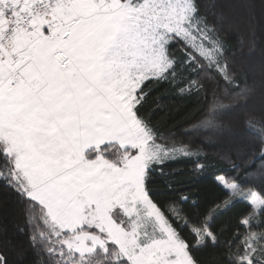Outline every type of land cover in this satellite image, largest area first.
Masks as SVG:
<instances>
[{
	"label": "snow or ice",
	"instance_id": "snow-or-ice-1",
	"mask_svg": "<svg viewBox=\"0 0 264 264\" xmlns=\"http://www.w3.org/2000/svg\"><path fill=\"white\" fill-rule=\"evenodd\" d=\"M220 7L239 12L236 26L255 39L264 16L254 19V3ZM231 27L200 0H0V188L42 221L31 242L43 264H199L192 252L219 243L213 222L237 197L247 198L237 229H251L257 212L264 223V149L244 178L237 163L216 177L223 201L201 203L165 181L169 159L192 149L159 144L146 110L145 85L171 82L180 95L204 92L200 124L223 131L252 94L220 88L240 79ZM177 69L188 72L179 82ZM259 123L264 131V114ZM241 235L226 264H264V247H254L264 232Z\"/></svg>",
	"mask_w": 264,
	"mask_h": 264
},
{
	"label": "trees",
	"instance_id": "trees-1",
	"mask_svg": "<svg viewBox=\"0 0 264 264\" xmlns=\"http://www.w3.org/2000/svg\"><path fill=\"white\" fill-rule=\"evenodd\" d=\"M235 2L237 0H200L202 10L215 12L218 19L219 14L223 13L232 26L231 35L227 36L228 56L229 59L235 56L240 62L235 65L240 72V79L234 81L232 85L220 84L221 90L233 88L236 84H239L236 91L243 88L252 89L247 107L237 108L225 115L222 121L225 126L223 131L218 133L209 131L200 124L203 114L197 113L205 104L204 92L199 96L192 93L180 95L173 83L156 80L145 85V92L151 93L146 102V110L153 123L157 125L161 137L158 143L175 144L177 147L188 145L192 149L189 155L181 153L169 159L164 168V179L175 188L184 189L185 194L194 193L193 199H198L201 203L217 197L223 201L225 199L223 190L214 183L216 177L231 172L233 163H237L241 165L237 172L244 178L242 169L251 162L253 156L258 157L261 154L260 150L264 149V143L261 142L264 140V131H261L259 123L260 116L264 114V24L257 23L253 40L251 32L243 26H236L240 24V13L237 12L238 19L232 21L229 17L231 15L227 18L224 12L232 10L220 7ZM248 2L256 5L253 17L259 22L264 16L260 11L259 0ZM212 3L216 4L215 9L210 7ZM231 49H235V52L233 53ZM177 73V82L188 76V72L182 69H177ZM204 75L201 73L202 78ZM206 83L209 85L210 98V90L216 87V82L209 75ZM249 113L256 114L252 124L247 123ZM261 163L257 159L256 168H259ZM197 164L205 165L203 171L196 169ZM152 187L164 189V185L160 183ZM167 195L169 194L165 193L161 198L166 199ZM246 199L237 197V202L232 204L227 212L216 217L213 227L219 233V243L215 247L194 249L192 255L199 264H226L229 244L236 250L244 239L243 235L236 239L237 231L241 234L247 232L257 235L264 232V223L260 222L258 212L252 219L251 229L246 227L237 229V223L247 211ZM43 228L44 225L38 215L25 211L24 206L18 204L6 188H0V257H6L8 264H43L47 256L41 255V249L31 242L33 231L39 234ZM254 247L257 249L264 247V240L257 241Z\"/></svg>",
	"mask_w": 264,
	"mask_h": 264
},
{
	"label": "rangeland",
	"instance_id": "rangeland-1",
	"mask_svg": "<svg viewBox=\"0 0 264 264\" xmlns=\"http://www.w3.org/2000/svg\"><path fill=\"white\" fill-rule=\"evenodd\" d=\"M224 12H226V17L228 18V15L230 13V11H227L225 10ZM233 16H234V19H233ZM231 18V20L233 21H236V18L238 19V16H237V12H234V14H232L231 16H229ZM160 144V143H159ZM162 145V144H161Z\"/></svg>",
	"mask_w": 264,
	"mask_h": 264
}]
</instances>
